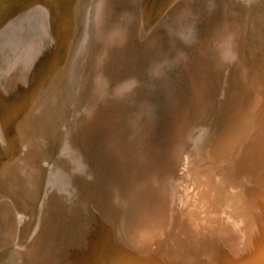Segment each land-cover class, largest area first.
Listing matches in <instances>:
<instances>
[{"label": "rangeland", "instance_id": "rangeland-1", "mask_svg": "<svg viewBox=\"0 0 264 264\" xmlns=\"http://www.w3.org/2000/svg\"><path fill=\"white\" fill-rule=\"evenodd\" d=\"M97 1L0 0V27H13L30 12L37 14L38 9H42L41 15L46 17L47 14L50 21L43 23L42 38L47 44L48 53L39 63L32 64L27 70L11 68L6 75L0 69L1 241L2 246H10L7 242L8 230L16 219L17 241L21 246L17 260L12 264H264V0H236L245 12L246 20L245 33L236 42V46H239L238 63L231 64L214 78L206 109L192 131L193 137L186 143L184 165L174 179L176 192L181 191L177 193L174 223L161 239L163 241H158L148 251L129 242L114 225L115 209L109 198L95 186L98 171L90 166L92 171L89 173L92 174L86 176L74 171L69 164L70 156L79 157L82 148L80 120L82 104L88 92L86 83L82 81L92 63L93 46L89 40V29L92 28L93 9ZM102 1H105V18L127 30L126 50L137 63L139 51L150 37L159 40V46L164 49L165 58L161 60L160 68L153 74L147 73L140 85L125 91L123 100L119 98L116 102L120 109H126L134 102L136 93L143 89L144 84L145 93L155 99L163 85L167 86L177 74L171 66L175 54L189 56L194 50L195 42H187L170 33V21L181 11L188 13L192 6L198 5V12L186 23L189 25L196 21L198 34L204 37L215 11L211 0ZM55 40L58 41L57 45ZM78 52L81 56L73 66L75 70L70 79L68 100L63 95L65 86L61 78L67 61L70 57L73 60ZM157 54L155 50L150 57ZM242 63L248 67L240 66ZM114 66L111 59L104 64V76L108 78L111 88L138 75V64L127 68ZM63 145H67V148H63ZM69 150L73 152L69 153ZM85 170H89L88 165H85ZM55 193L57 197L53 195ZM83 204H87L89 209L82 219H78ZM15 213L20 219L15 217ZM203 246H210L211 249ZM195 248H198L197 251ZM217 248L220 252H217ZM220 248H224V254ZM4 250L0 251V264H11ZM187 255H191L196 262ZM158 258L159 261H156Z\"/></svg>", "mask_w": 264, "mask_h": 264}, {"label": "bare ground", "instance_id": "bare-ground-1", "mask_svg": "<svg viewBox=\"0 0 264 264\" xmlns=\"http://www.w3.org/2000/svg\"><path fill=\"white\" fill-rule=\"evenodd\" d=\"M211 1H212L211 2L212 5L215 7V11L211 16V21H210L211 24H209L211 26L207 30L208 33L206 32V35L204 37L199 36L198 34L199 28L198 27L196 28L197 26L196 21L189 25H187L186 23V21H188L196 14V12H198V8H199L198 5L192 6V8L188 10V13L181 11L179 15H177L170 21V23L168 24V30L170 31V33L181 37L187 42L190 43L195 42L196 43V45L194 46L195 48L193 51L191 50L192 53L190 52L189 56H186V54H175L173 58L174 61L172 62L171 66L175 68L174 70H176L177 74L175 75V77L169 80L167 86L163 85V87L161 88V92L156 96L155 99H151L149 93H145L146 87L144 84L143 89L140 88L136 93V96L134 97V102L129 105L127 104L128 106L126 105L127 106L126 109L124 108L120 109L119 107H117L116 105L117 100L119 98L122 99L123 95H125L124 94L125 91H127L128 89L133 88V86L140 85L139 83L142 81V78L147 73L153 74L154 72L157 71L158 67L161 65V60L165 58L164 49L163 46H159L160 44L159 40L157 39L155 40L150 37V39L145 41V44L140 49L139 56L136 58V60L138 61L137 63L134 59H132L128 55L126 50L127 40L129 37L127 30L121 29L120 27L117 26L116 23L110 22L107 20V18H105L103 12L104 9L103 3L105 1L103 2L102 0H98L97 3H95V7L93 9L94 11L92 18H94V20L93 23L91 24L92 28L89 29L91 30V32L90 34L88 33L90 35L89 40H91L92 42L91 47L93 46V53H92L93 57L90 58L92 59V63L90 64L88 73H86L87 74L86 78L84 79V81H82L84 82V84L86 83L88 88V92L85 94V98L82 104V112H81V120H80L81 132H82L81 135L83 138V142L79 157L70 156L69 164L74 171L84 173L86 176L92 174L89 173L90 171H92L90 166H92L94 169L98 171L97 173L98 177L96 178L95 186H98L100 188L101 193L109 198V201L112 203L115 209L116 219L115 221H113L114 225H116L123 232V235L129 242L136 244L138 247H140L142 250L145 251L151 249L158 241H163L161 239L165 237V235L168 233V231L170 230V228L174 223L175 215H176L175 207H177L176 206L177 193L179 192V191L176 192L174 179L176 178L179 170H181L182 166L184 165L186 143L190 139V137H193L191 136L192 131L197 125V123L201 120V117L206 109V106L209 101L211 85L214 81L215 76L217 75V73L225 70L231 64L236 63L238 59V53H237L238 45L236 46V42L239 39V36L242 33H245L244 32L246 28V20L244 18L245 12L237 4L236 0L235 1L211 0ZM38 10L39 11L37 12V14H31L30 12V15H26L25 17H23L13 27H8V26L7 27L4 26L5 28L0 27V69L1 71H3V75H6L8 70L11 68H15L17 70H27L32 64L40 61L43 57L47 55L48 47L44 39L42 38V34L44 32L43 31L44 21L46 20L47 22L50 21L47 14L44 13L46 17L42 16L43 15L42 9H38ZM247 12L248 11H246V13ZM248 14H250V12ZM201 16L202 15H200L199 17L201 18ZM47 26L49 27V25ZM30 39H32L31 42H29ZM57 43L58 41H56V45ZM155 50L158 54L155 57L153 56L150 57V55L154 53ZM76 54L77 55L76 57L75 56L73 57V60L70 57L69 60L67 61L65 65V70L63 71L64 73L62 74V78H61V83L65 86V89L64 90L62 89L64 91L63 95L65 94L68 97V100L70 98V94H69L70 79H72L73 78L72 76L74 75L73 66L75 62L78 60L79 56H81L80 52ZM107 59L113 60L116 67L121 65L124 68H127L134 66L135 64H138L139 65L138 75H134L130 78H127L123 83L121 82L117 83V85L114 88H111L110 87L111 84L108 81V78L104 76V71H105L104 64L107 63ZM147 59L149 60L147 61ZM241 62H239V64ZM111 65L113 66V64ZM242 65L244 64L242 63L240 66ZM245 71L246 69L243 72L245 73ZM233 75L234 78L235 77L234 71H233ZM111 78L113 80V77ZM111 78H109L110 81H112ZM239 86L237 85V87ZM47 128H49V126ZM72 140L74 141L75 139ZM63 148L66 149L67 145H63ZM72 152H73L72 150H69V153ZM85 165L89 166L88 171L85 170ZM81 177H83V175H81ZM186 190L187 189H185V191ZM75 191L76 190H74V192ZM179 193H181V191ZM188 194L190 193L188 192ZM53 195L56 196V193ZM190 201L188 200L187 202ZM16 202L18 201L16 200ZM62 205L64 206V204ZM88 209H89L88 205L83 204L80 208V214H79L80 218L78 219H82L83 216L86 215ZM53 212L54 211H52V213ZM16 216L18 217V214L15 213V217ZM18 219L20 218L18 217ZM15 220L13 221L12 228L8 230L9 238L7 242H9L10 244L9 247H5V245L2 246L1 240L3 239L1 235L3 233L2 231L0 232V241H1L0 251H3L4 249L6 250L5 253L7 254V259L10 260L11 264L13 262L15 263V261L17 260L21 248L19 241H17L18 228ZM183 223L185 224V222ZM104 224L105 221L103 225ZM112 226L113 225H111V227ZM190 228H192V226H190ZM103 229L104 228H101V230ZM187 229L188 228L186 227V230ZM223 231H225V227ZM184 234H183V238H184ZM222 237L220 236L219 238ZM224 238L226 240L225 236ZM187 239L188 238H186V241ZM176 240L178 241V239ZM211 240L209 239V241ZM218 243L220 244L221 241ZM102 244L104 245V243ZM168 244L170 245V243ZM203 247L205 248L206 246ZM208 247L209 248L207 247L206 248L211 249L210 246ZM170 249H172V246ZM170 249H167V251H169ZM195 249L197 251L198 248ZM200 249L203 250V248ZM223 249L224 248H222L221 251ZM173 250H174V246H173ZM167 251L165 253H167ZM218 251L219 249L217 248V252ZM234 251H232V254ZM169 253L167 255H169ZM191 253L195 254L196 252L194 253L193 251ZM128 254L132 256L130 253ZM191 255L190 256L187 255V256L192 257ZM180 257L183 258L182 256ZM94 258L92 262L94 261ZM167 259L165 258V260ZM187 259L189 258L187 257ZM191 259L193 260V257ZM177 260L178 259H176L175 261ZM156 261H159V258ZM193 261L196 262V260ZM90 263L91 262H89L88 264ZM175 264H177V262Z\"/></svg>", "mask_w": 264, "mask_h": 264}, {"label": "water", "instance_id": "water-1", "mask_svg": "<svg viewBox=\"0 0 264 264\" xmlns=\"http://www.w3.org/2000/svg\"><path fill=\"white\" fill-rule=\"evenodd\" d=\"M168 8H169V7H168ZM168 8L162 13V15L160 16V18L165 14V12L168 10ZM160 18H159V19H160ZM159 19H158V20H159ZM158 20H157V21H158ZM149 28L151 29L152 27H149ZM149 28H148V30H150ZM38 63H39V62H38Z\"/></svg>", "mask_w": 264, "mask_h": 264}]
</instances>
